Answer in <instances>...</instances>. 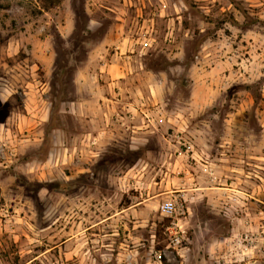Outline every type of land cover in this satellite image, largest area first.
<instances>
[{
	"label": "rangeland",
	"instance_id": "obj_1",
	"mask_svg": "<svg viewBox=\"0 0 264 264\" xmlns=\"http://www.w3.org/2000/svg\"><path fill=\"white\" fill-rule=\"evenodd\" d=\"M0 264H264V0H0Z\"/></svg>",
	"mask_w": 264,
	"mask_h": 264
},
{
	"label": "built area",
	"instance_id": "obj_2",
	"mask_svg": "<svg viewBox=\"0 0 264 264\" xmlns=\"http://www.w3.org/2000/svg\"><path fill=\"white\" fill-rule=\"evenodd\" d=\"M159 209L161 214L168 219V225L165 226L163 232L165 248H172L174 250L182 248L183 244L188 240L186 223L184 221L185 211L178 212L174 200L163 202ZM186 212L188 213V211Z\"/></svg>",
	"mask_w": 264,
	"mask_h": 264
},
{
	"label": "crops",
	"instance_id": "obj_3",
	"mask_svg": "<svg viewBox=\"0 0 264 264\" xmlns=\"http://www.w3.org/2000/svg\"><path fill=\"white\" fill-rule=\"evenodd\" d=\"M116 65H117V63H115V62H113V61H111V62H109V63H103V67L104 68H106V76H107V74H112L113 73V70H115L114 69V67H116ZM113 75V74H112ZM92 76V75H91ZM100 77H103V74L102 75H99ZM105 77V76H104ZM109 77V79L112 81H110V83L108 84L110 87L111 86H113V79L111 78V76H108ZM104 87V86H103ZM102 88V87H101ZM102 89H104V88H102ZM102 96V99H105L106 101H111L108 97H106L104 94L103 95H101ZM98 104H100V103H98ZM103 105H105V102H102L101 103V106H103ZM207 203H210L209 201L207 202ZM121 246L123 247V245L121 244Z\"/></svg>",
	"mask_w": 264,
	"mask_h": 264
}]
</instances>
